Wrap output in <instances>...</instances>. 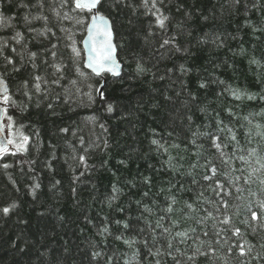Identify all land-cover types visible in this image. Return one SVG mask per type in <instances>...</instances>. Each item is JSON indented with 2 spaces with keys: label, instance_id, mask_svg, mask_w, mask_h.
I'll return each instance as SVG.
<instances>
[{
  "label": "trees",
  "instance_id": "1",
  "mask_svg": "<svg viewBox=\"0 0 264 264\" xmlns=\"http://www.w3.org/2000/svg\"><path fill=\"white\" fill-rule=\"evenodd\" d=\"M157 7L164 28L142 0H104L123 65L115 77L85 66L86 10L0 0L2 103L15 133L0 152V209L16 205L0 211V264H175L168 252L181 264H264V0ZM36 76L47 81L39 93Z\"/></svg>",
  "mask_w": 264,
  "mask_h": 264
},
{
  "label": "snow or ice",
  "instance_id": "2",
  "mask_svg": "<svg viewBox=\"0 0 264 264\" xmlns=\"http://www.w3.org/2000/svg\"><path fill=\"white\" fill-rule=\"evenodd\" d=\"M74 3L75 8L73 9V11L75 10H79L80 12H84L85 10L91 14V22L88 23L86 25L87 27V40L85 41V43L89 46L88 48V57H87V61L85 63V66L89 69H91L92 73H94L95 75L99 76L102 73H104L105 71L112 73L115 76H119L120 72H119V68L120 65L117 63V60L115 58V51H116V47L113 44V33H112V28L110 25V22L108 20L107 17H105L101 12H100V7H102L104 0H60L61 6L67 5L69 3ZM38 5L42 8L43 7V0H37ZM116 4L121 3V0H115ZM160 3H163V0H160ZM236 3H239V0H236ZM142 6L147 9L148 11H151L152 14L156 17V23L160 28H164L165 27V22L169 19L168 16L164 15L163 13L160 12V9L157 7V0H151V5L149 6V0H142ZM153 9L155 11H153ZM53 11H56L55 9H53ZM57 15H59V12H57ZM39 18V17H37ZM65 18H67V13H65ZM2 17H0V21H2ZM44 19L46 20L47 17H44ZM25 20H28V17H25ZM78 24H84L85 21L83 20V18L78 19L76 21ZM20 33L17 32L16 36L20 37ZM175 40V37H172L170 39H165L163 41V44L161 45V47H164V45H168L170 43H173ZM6 47V44L4 45ZM55 47V46H54ZM177 50H180L179 48H177ZM12 51H15V49H12ZM3 52V48L0 47V54H2ZM72 52L75 54V56L77 58L80 57L81 53L80 50H78L75 46L72 47ZM53 55H55V53H53ZM31 57H35L36 53H30ZM4 59L6 60L7 63L11 64L13 63L12 59L10 57H4ZM57 71H61L60 66L56 65L55 66ZM18 70V69H17ZM182 71H186V69H181ZM145 71V69L142 67V65L138 64L137 65V72H143ZM77 72H80V69L77 68ZM81 75H83L82 72H80ZM35 79V84H34V88L36 90V92H41V81H43V78L40 76H36L34 77ZM44 83H47V81H43ZM52 83H58V80H54L52 81ZM4 85V81L2 78H0V87H3ZM25 85H27V82H25ZM202 88L205 87L204 84L200 85ZM102 87V86H101ZM4 91V95H3V102L5 104L10 102V97L7 94V88L4 87L3 88ZM25 95H28V93H25ZM102 95V93H101ZM251 99V97H249ZM29 99H31V96H29ZM237 99H239V96H237ZM12 103H15L14 101H12ZM49 107H51V105H49ZM109 112L112 111V105H108V109ZM6 111V110H5ZM8 120L11 121L12 117H8ZM8 131L10 135H14L15 133L13 132V124L9 123L7 125ZM5 130V126L0 123V133L4 132ZM62 131H67L66 129H63ZM21 135H23L21 133ZM29 137L27 136H23V144H17L16 147L19 151H25L26 149L24 148V144L27 143ZM218 137L213 138V145L214 147L217 148V150L221 149V144L217 143L216 141L218 140ZM233 139H235V136H233ZM13 140L12 139H7L6 143L7 144H13ZM153 144H158L159 142L156 140L152 141ZM5 141L0 140V152H5L7 149L4 147ZM223 155V153H222ZM81 161L84 160V157H80ZM241 160L244 159V157H240ZM4 167H8V165H4ZM261 169H264V164H261ZM211 173L213 174V176L216 174L217 169L213 166L210 168ZM254 171H258V170H254ZM205 180H211L212 176L206 175L204 176ZM237 180L241 179V177H237ZM248 180H245V183H248ZM262 184H264V180L260 181ZM39 185H35L34 189H33V194L35 192V188H38ZM211 187V186H210ZM237 192H242L243 189L237 188L236 189ZM115 191V189H114ZM212 191L217 195L220 196V200L218 201V203L224 208L225 212L228 209V202L226 200L223 199V196L221 195V193H223V195H230L229 192L225 191L224 189V185L220 182V181H216L215 182V187L212 188ZM145 195H147V193H145ZM253 195H255L253 193ZM240 197H237V199H239ZM16 205L12 204L10 206H5L2 209H0V211H2V213L7 216L11 209L15 208ZM189 207H191L189 205ZM260 207L261 209H264V201H260ZM171 210V209H169ZM217 212L220 211V208L218 207L216 209ZM208 216L211 217L212 213L209 212ZM252 219L256 220L257 219V213L256 212H252ZM203 222V221H201ZM221 223L224 224H228L229 223V217L227 215H224ZM125 227L127 228L128 225L126 224ZM104 231L106 232L107 229L105 228ZM165 231H168L167 229H165ZM236 233L239 232V229L235 230ZM177 235L179 236H186V233H177ZM205 235H208L207 232H205ZM117 239H121V237H117ZM127 243V241H126ZM168 247L171 248L172 244L171 241H169ZM240 247V255L244 256L246 255L243 245L239 246ZM251 249H249L250 251ZM196 253H200L203 255H207L206 252H201V250L199 248H197ZM214 251V250H213ZM150 254L154 255V256H160L161 252L159 249L156 250V252L152 253L151 249L149 250ZM229 252H231V248H229ZM101 254L99 252H95L93 253V258H96L98 256H100ZM167 255L172 256V259L175 261V264H181V262L179 260H176V257L174 255H172L171 252H168ZM195 255V253H194ZM193 256H188V260H192ZM156 264H160V261L157 260Z\"/></svg>",
  "mask_w": 264,
  "mask_h": 264
},
{
  "label": "water",
  "instance_id": "3",
  "mask_svg": "<svg viewBox=\"0 0 264 264\" xmlns=\"http://www.w3.org/2000/svg\"><path fill=\"white\" fill-rule=\"evenodd\" d=\"M105 17H106V16H105ZM108 20H109V19H108ZM109 22H110V25H111V28H112V23H111L110 20H109ZM112 33H113V44H114L115 47H116V43H115V34H114V31H113V28H112ZM86 40H87V37H86L85 40H84V45H85L86 54H87V57H88V48H89V46L85 43ZM115 58H116V60H117V63L120 65V68H119V72H120V74H119V75H121V73H122V65H121V63H120V61H119V58H118L117 47H116V51H115ZM0 78H2V77L0 76ZM2 79H3V78H2ZM3 81H4V85H3V87H0V98L4 95V91H3V88H4V87L7 88V92H8V84H7L6 80L3 79ZM104 85H105V84H104ZM4 116H5V112H4V108H3L2 102H1V100H0V123H2L3 125H4ZM7 139H9V137H8L6 131L4 130V132L0 133V140L5 141V144H4V147H5V148H8L9 145H10V144H7V143H6V140H7Z\"/></svg>",
  "mask_w": 264,
  "mask_h": 264
},
{
  "label": "bare ground",
  "instance_id": "4",
  "mask_svg": "<svg viewBox=\"0 0 264 264\" xmlns=\"http://www.w3.org/2000/svg\"><path fill=\"white\" fill-rule=\"evenodd\" d=\"M103 14V13H102ZM104 16H106L105 14H103ZM110 21H111V19L108 17V16H106ZM90 22H91V20H90ZM111 23H112V21H111ZM112 28H113V24H112ZM113 31H114V28H113ZM115 34V33H114ZM87 35H88V33H86V35H85V37H84V39H83V48H84V51H85V63H86V61H87V54H86V49H85V45H84V40H85V38L87 37ZM116 43V42H115ZM116 47H117V45H116ZM117 54H118V48H117ZM120 61V60H119ZM121 63V62H120ZM121 65H122V63H121ZM122 67H123V65H122ZM89 69V68H88ZM90 71H91V69H89ZM105 72H107V71H105ZM104 72V73H105ZM104 73H102L101 75H99V76H103L104 75ZM108 73H110V72H108ZM110 74H112V73H110ZM113 75V74H112ZM1 76V75H0ZM113 76H115V75H113ZM120 76V75H119ZM4 80H6V82H7V84H8V92H9V83H8V81H7V79L5 78V77H3V76H1ZM115 77H118V76H115ZM104 84H105V82H103V84H102V89H103V87H104ZM101 89V90H102ZM7 92V93H8ZM2 105H3V103H2ZM3 108H4V105H3ZM5 112V111H4ZM11 145V144H10ZM10 145H9V147L8 148H6L7 150L10 148Z\"/></svg>",
  "mask_w": 264,
  "mask_h": 264
},
{
  "label": "rangeland",
  "instance_id": "5",
  "mask_svg": "<svg viewBox=\"0 0 264 264\" xmlns=\"http://www.w3.org/2000/svg\"><path fill=\"white\" fill-rule=\"evenodd\" d=\"M4 126H5V128H7V125H8V121L6 120V118H5V116H4ZM6 132H7V135H8V137L10 138V134H9V132L6 130Z\"/></svg>",
  "mask_w": 264,
  "mask_h": 264
}]
</instances>
